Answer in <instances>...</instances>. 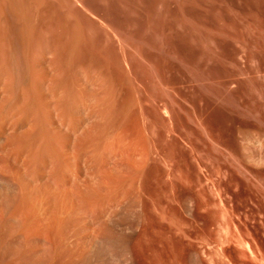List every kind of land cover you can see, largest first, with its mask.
Masks as SVG:
<instances>
[{
    "label": "rangeland",
    "instance_id": "1",
    "mask_svg": "<svg viewBox=\"0 0 264 264\" xmlns=\"http://www.w3.org/2000/svg\"><path fill=\"white\" fill-rule=\"evenodd\" d=\"M0 2L2 86L57 56L76 185L61 227L0 222V264H264V0Z\"/></svg>",
    "mask_w": 264,
    "mask_h": 264
},
{
    "label": "bare ground",
    "instance_id": "2",
    "mask_svg": "<svg viewBox=\"0 0 264 264\" xmlns=\"http://www.w3.org/2000/svg\"><path fill=\"white\" fill-rule=\"evenodd\" d=\"M14 5L16 6V4ZM21 31L24 32V30ZM25 37L26 36L24 35L22 36V38L24 39ZM20 38L19 36L18 38L16 37V39L21 41ZM4 39L5 41L7 40L6 38ZM4 39L2 38L1 41H3ZM16 39L15 41H17ZM26 41H28V39H26ZM19 52H13L14 54H12L15 56ZM47 54L46 56L39 58L41 61L40 63H37L40 65H38L39 67H37L36 64L35 67L31 65L33 69L29 67L30 65L28 66L27 61L31 59V56L29 57L27 53L22 52L18 55V57L17 55L15 56V58L17 57L21 59V61L20 59H17L16 62L20 61L25 63V66L22 63L23 68H21V71L20 66H18V63L16 64L15 62H13L19 67L15 70V72V65L13 67V65L11 64V68H14V73H17V70H20L22 72L20 73V79H18L19 76L17 78L15 76L16 74H14L15 78L13 79V83L11 84V86H18V84H15L18 80H21L19 83H22V89L20 87H16L18 88V90H16L15 88L18 94L19 91L23 94V96L22 94H19V97L21 95L20 99L24 98V95H26L24 100H22L23 102H25L21 105L20 103L22 101H20L19 105L16 104L18 102L15 103V100L18 101L19 98L15 99L18 96L16 92H13V95H17L15 96V98L11 94L12 87L10 86V83L7 82L9 83V85H7L8 87L2 86V84L4 83L0 84V222L2 226V231H5L3 232L4 234L11 227V230H14L15 234L17 236H20L23 227V221L21 219L24 217V215L23 217H21V215L25 213L22 211L25 207V204L27 203H29V205L31 206L33 205L32 208L35 207L33 209H37L35 210L36 212L39 211L37 213L42 212L44 216L49 215L52 220L51 224H53L52 226L55 228L61 227L64 222H69L70 218L72 217V211L75 209L73 207L72 196L74 186H76L72 174L73 162L75 161H73V133L75 132H73V129H75L73 127V118L75 116H72L73 107H71V99H69L70 97L67 95L69 94L68 91H66L65 94L62 92L64 95H62L61 97L60 95H58L59 91L57 90L58 88H60V85L57 88V82L55 81L56 78H54V75L56 74H53V70L55 69H51L54 67L52 66V64L54 63L55 57L57 59V56H55L53 52H49V55ZM34 56L37 57V61L39 62V55ZM34 59L36 60L35 57ZM63 59H65V57ZM26 64L28 67L26 66ZM42 65H44L45 68L48 67L49 75L46 73L48 77L45 75L43 76V73L41 71H43L44 67L42 68ZM45 71L48 72V70ZM9 74L7 75L9 76ZM45 77H47L46 82ZM2 79H4V77ZM14 80L16 83H14ZM9 86L11 87V89ZM6 88H9L10 90H7ZM6 91H9V94L8 92L6 93ZM11 100H13L12 102L13 104L15 103V105L12 104L11 106ZM73 103L74 102H72V104ZM41 146H43V149L41 148ZM39 147L41 148V150L39 149ZM79 184L80 185L77 187L80 189L82 188V183ZM81 193L83 196L84 192ZM10 205L12 208L10 207ZM9 209H12L11 215L8 217L10 221H8L7 219L8 215H5V213H9L7 212ZM3 233L2 236L4 235ZM19 239L20 238H18V240ZM194 260H196L195 257H191L192 264Z\"/></svg>",
    "mask_w": 264,
    "mask_h": 264
}]
</instances>
